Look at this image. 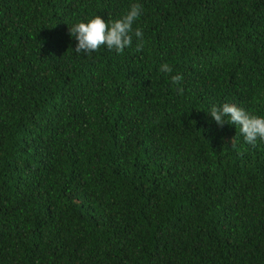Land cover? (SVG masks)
<instances>
[{"label": "trees", "instance_id": "trees-1", "mask_svg": "<svg viewBox=\"0 0 264 264\" xmlns=\"http://www.w3.org/2000/svg\"><path fill=\"white\" fill-rule=\"evenodd\" d=\"M134 3L141 51L75 54ZM224 103L264 117V0H0V264H264V142Z\"/></svg>", "mask_w": 264, "mask_h": 264}, {"label": "clouds", "instance_id": "clouds-1", "mask_svg": "<svg viewBox=\"0 0 264 264\" xmlns=\"http://www.w3.org/2000/svg\"><path fill=\"white\" fill-rule=\"evenodd\" d=\"M142 11V5L134 3L117 19L106 22L96 15L87 22H79L68 27L69 35L77 42L74 48L75 54L89 55L98 51L102 46L109 51L114 50L117 54H121L132 45L133 37L140 40L136 50L141 51L143 31L140 28L133 29V24L140 18ZM158 70L169 76L173 85L180 84L183 79L179 73L172 75L173 68L168 63L161 64ZM181 91L182 89L177 88V92ZM209 115L218 126L229 124L238 127L248 145L255 147L257 141L264 142V117L249 114L244 109L230 103L211 106ZM230 143L232 147H235L232 140Z\"/></svg>", "mask_w": 264, "mask_h": 264}]
</instances>
